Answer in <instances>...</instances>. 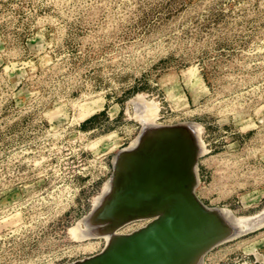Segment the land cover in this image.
<instances>
[{
    "label": "rangeland",
    "instance_id": "374dc122",
    "mask_svg": "<svg viewBox=\"0 0 264 264\" xmlns=\"http://www.w3.org/2000/svg\"><path fill=\"white\" fill-rule=\"evenodd\" d=\"M185 120L196 196L262 223L202 263L264 264V0H0V264L97 252L81 217L113 154L140 125Z\"/></svg>",
    "mask_w": 264,
    "mask_h": 264
},
{
    "label": "water",
    "instance_id": "95a60500",
    "mask_svg": "<svg viewBox=\"0 0 264 264\" xmlns=\"http://www.w3.org/2000/svg\"><path fill=\"white\" fill-rule=\"evenodd\" d=\"M141 128L133 146L113 154L109 188L81 222L97 234L135 218L145 223L111 232L97 252L62 264H203L210 247L262 224L241 226L196 196L200 151L189 120Z\"/></svg>",
    "mask_w": 264,
    "mask_h": 264
},
{
    "label": "bare ground",
    "instance_id": "6f19581e",
    "mask_svg": "<svg viewBox=\"0 0 264 264\" xmlns=\"http://www.w3.org/2000/svg\"><path fill=\"white\" fill-rule=\"evenodd\" d=\"M189 75H191V73H189ZM94 106V105H93ZM84 112H86L85 114L87 115V114H89V113H91L92 112V110L90 109V108H88L87 109V111H84ZM83 116V115H82ZM192 124V123H191ZM146 127V126H145ZM196 128V129H198V126H196V125H194V126H192L191 128L193 129V131L194 132H196L195 130H194V128ZM144 128V127H143ZM198 133V132H197ZM198 137V136H197ZM136 141H137V138L136 139H134L133 141H131L130 142V144L128 145V146H126L127 148L128 147H131V146H133L135 143H136ZM200 146V145H199ZM196 174V173H195ZM196 180H197V178H196ZM196 180H195V182H196ZM195 184V183H194ZM109 185H110V183H109V180L105 183V185H104V187H103V191H102V194L109 188ZM102 194H101V196H99L98 198H96L95 199V205L100 201V199H101V197H102ZM219 212H221V214H222V216L225 218V219H229V216H232L231 215V213L229 214V213H227V214H229V216L226 214V212L224 211V210H219ZM231 218V217H230ZM135 219H140V218H135ZM142 219H145L146 220V218H142ZM133 220V219H132ZM80 228V227H79ZM78 229V228H77ZM116 229H117V227L116 228H114L111 232H114V231H116ZM74 232H79V231H77V230H75ZM111 232H102V233H100V234H102L103 236H104V238H106V241L109 239V237H110V234H111ZM99 234V233H98ZM79 237V236H78Z\"/></svg>",
    "mask_w": 264,
    "mask_h": 264
},
{
    "label": "crops",
    "instance_id": "0c3cea01",
    "mask_svg": "<svg viewBox=\"0 0 264 264\" xmlns=\"http://www.w3.org/2000/svg\"><path fill=\"white\" fill-rule=\"evenodd\" d=\"M86 121H87V120H86ZM89 122H90V124H89V125H88V124H86V123H89ZM91 122H92L91 120H88L87 122H83V123H85V124H86L85 126H86L87 128H90V129H91V128H94V127H92V126H93V124H94V122H93V123H91Z\"/></svg>",
    "mask_w": 264,
    "mask_h": 264
}]
</instances>
